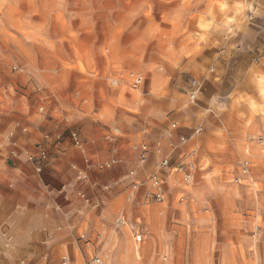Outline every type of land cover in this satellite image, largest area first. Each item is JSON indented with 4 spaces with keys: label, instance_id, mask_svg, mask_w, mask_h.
<instances>
[{
    "label": "rangeland",
    "instance_id": "1",
    "mask_svg": "<svg viewBox=\"0 0 264 264\" xmlns=\"http://www.w3.org/2000/svg\"><path fill=\"white\" fill-rule=\"evenodd\" d=\"M44 114L72 149L76 129L86 151L107 144L94 160L120 158L95 173L128 168L94 185L116 199L83 241L41 262L3 242L12 264H264V0H0V146L17 119Z\"/></svg>",
    "mask_w": 264,
    "mask_h": 264
},
{
    "label": "crops",
    "instance_id": "2",
    "mask_svg": "<svg viewBox=\"0 0 264 264\" xmlns=\"http://www.w3.org/2000/svg\"><path fill=\"white\" fill-rule=\"evenodd\" d=\"M17 121L29 125L28 131L18 129L17 139L25 149L32 152H36L35 142L44 132L49 131L55 135L59 131V126L53 119H48L46 114L34 119L29 115ZM103 143L105 147L95 143L88 147V151L83 152L80 149H72L67 140L56 142L49 147L50 159L44 164L42 172L36 170V162L27 159L25 150L18 158L3 157L2 149L7 152L8 147L5 142L2 143L0 146L2 264H12L14 256H18L15 251L3 250L5 240L3 230L12 235L13 244L20 249L21 254L34 255L41 262L47 254L51 258L58 256L61 245L83 241L79 237L81 229L90 233L96 229L98 218L102 213H109L116 197L113 193L102 192L98 188L96 191L94 185L105 186L120 177L128 168V162L101 174L93 171L99 170L97 168H88L87 159L95 163L96 160L92 157L99 156L103 151L107 153V144ZM72 163H76L79 169L90 175V181L82 178ZM84 190L90 201L79 195V191ZM100 199L104 205L98 210L94 204L100 203ZM108 238L110 243L114 242L113 234ZM117 245L119 244L115 243V246ZM115 255L116 258L125 255L122 246H118Z\"/></svg>",
    "mask_w": 264,
    "mask_h": 264
},
{
    "label": "built area",
    "instance_id": "3",
    "mask_svg": "<svg viewBox=\"0 0 264 264\" xmlns=\"http://www.w3.org/2000/svg\"><path fill=\"white\" fill-rule=\"evenodd\" d=\"M144 80V75L142 73H136L133 75V81H132V85L134 88L139 87ZM202 89V81L197 78V77H193L191 80V88L189 90V99L191 102H194L200 91ZM46 104L41 105L40 107V111H48V109H46ZM177 123L174 122L173 125L175 126ZM21 128L23 131H28L29 130V125L22 123L21 121H17L15 126L7 133L6 137H5V145L8 147L7 148V155L6 157L8 158H18L20 157V154L23 150L26 151V155H27V159L36 162V170L39 172H42L44 169V164L49 161L50 159V152H49V147L50 145L56 143V142H60L62 141V139L64 138V131H57L55 133V135H52L51 132L47 131L44 132L42 134V137L40 140H37L35 142L36 145V152H32L29 151L27 149L24 148V146L22 145V143L17 139V131L18 129ZM203 129V126L200 125L199 127H197L196 131L197 132H201V130ZM70 138L73 142V145L80 149L81 151L85 152L86 151V147L84 144V141L80 135V133L78 132V130L73 129L70 132ZM180 142L183 143L185 142V138L184 136L180 137ZM136 148L139 151V163L138 166L143 164V162L146 161V159L148 158L149 152H150V143L147 140L142 141L141 143H139ZM175 147H173L174 150ZM119 158L114 155L110 158H107L105 160L102 161H96L95 163L91 162L90 159H87L88 162V168H97L99 170H103L109 167H112L113 165H115L116 163L119 162ZM171 159L169 157V155L163 157L160 161V167H167V166H171ZM72 166L76 169H78L79 171V175L84 174V176H88L87 173H85L84 171H82L81 169L78 168V165L76 163H72ZM136 169H132L130 170V174H135L136 173ZM177 169V167H175ZM183 169V167H181ZM250 170V162L249 160H244L243 162V171L248 173ZM186 177H190V174H186ZM134 187H137L138 182L136 180H134L133 182ZM154 188H155V196L157 197L158 200L162 201L166 198V187L164 186V182L161 180L157 179V176H155V181H154ZM79 194L84 197L85 199H87L88 201H90V197L87 195V193L85 191H80ZM99 202L95 203V206H99ZM126 219L125 218H119L118 219V224L121 226L126 225ZM132 228H135V226L133 225ZM3 235H4V244L7 247L11 246V243L13 244V240H12V235L7 232L6 230H3ZM85 235V234H84ZM143 237L144 234L143 232L140 230V228H138L135 231V238L138 242L143 241ZM67 260L68 257L66 255L63 256V262L62 264H67ZM102 258L100 256H96L94 258V261L97 263H101ZM22 262H25V260H22Z\"/></svg>",
    "mask_w": 264,
    "mask_h": 264
},
{
    "label": "bare ground",
    "instance_id": "4",
    "mask_svg": "<svg viewBox=\"0 0 264 264\" xmlns=\"http://www.w3.org/2000/svg\"><path fill=\"white\" fill-rule=\"evenodd\" d=\"M102 261V260H101Z\"/></svg>",
    "mask_w": 264,
    "mask_h": 264
}]
</instances>
